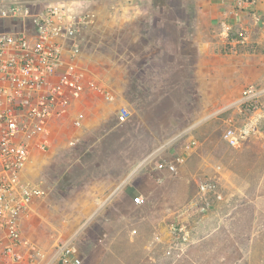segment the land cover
<instances>
[{
  "label": "rangeland",
  "instance_id": "1",
  "mask_svg": "<svg viewBox=\"0 0 264 264\" xmlns=\"http://www.w3.org/2000/svg\"><path fill=\"white\" fill-rule=\"evenodd\" d=\"M207 2L95 0L81 8L91 21L78 63L129 117L117 122V111L98 107L88 93L89 119L76 127L83 108L73 104L69 116L53 124L46 150L37 151L36 176L25 181L46 195L34 202L37 210L23 232L47 258L71 245L82 264H100L109 250L119 259L142 256L145 264H264V120L253 110L264 99L248 106L240 102L241 92L228 104L207 97L208 57L198 49L208 35L225 30L223 19L215 28L206 22ZM161 3L169 6L164 12ZM167 17L183 22L176 28ZM181 35L182 44L176 41ZM246 127L251 132L239 147L224 139L227 129ZM78 143L94 150L88 159L67 152ZM178 155L186 159L178 174L158 168ZM218 164L232 176L215 180L219 173L212 166ZM67 166L77 183L68 192ZM106 176L118 180L122 194L93 218L101 202L90 198L85 182ZM137 196L144 199L140 205ZM136 225L144 229L137 239L131 231ZM128 239L137 243L130 246Z\"/></svg>",
  "mask_w": 264,
  "mask_h": 264
},
{
  "label": "built area",
  "instance_id": "2",
  "mask_svg": "<svg viewBox=\"0 0 264 264\" xmlns=\"http://www.w3.org/2000/svg\"><path fill=\"white\" fill-rule=\"evenodd\" d=\"M94 1L0 0V264H82L75 246H58L47 258L25 239L23 224L32 217L34 202L46 193L23 175L34 152L49 146L55 121L68 117L75 102L88 93L115 100L78 63L82 34L91 21L81 8ZM238 1L244 6L258 0ZM261 99L264 90L257 85L243 90L244 104L252 106ZM260 103L253 110L257 120H264V100ZM128 117L122 109L120 120ZM83 119L84 114H79L75 126L81 127ZM250 132L248 127L229 128L224 139L237 148ZM185 162L178 155L158 168L178 174ZM208 189L206 184L200 186L202 193ZM134 201L140 205L144 199L137 196Z\"/></svg>",
  "mask_w": 264,
  "mask_h": 264
},
{
  "label": "crops",
  "instance_id": "3",
  "mask_svg": "<svg viewBox=\"0 0 264 264\" xmlns=\"http://www.w3.org/2000/svg\"><path fill=\"white\" fill-rule=\"evenodd\" d=\"M161 4L163 5L160 6L158 4L157 7L162 12L169 8L168 5H164V3ZM151 6L154 8L156 7L155 3ZM202 7L203 9L206 8V10H204L207 13V18L205 17L207 19L206 22H209V24L215 28L221 19H223V24L225 26L223 33L215 32L208 35L206 38L207 40L203 41L201 48L198 49L208 57L205 67L207 71L211 73V79L208 78L209 80L207 81L206 87L208 90L211 89V91L207 97L213 99L215 97V101H217L215 103L228 104L233 102L231 99L233 94H239V92L241 93L238 98L240 102H242V87L244 88L246 85H262L261 88L264 90V0H258L252 5L244 6L241 5L238 0H208L207 4ZM179 8H184V5L182 6L180 4ZM182 13L183 12L180 11V14ZM203 14L204 12L202 15ZM166 21L169 22V24L175 25L174 27L176 28H178V25H181L183 22L181 19L169 17H167ZM196 22L198 23V20H196ZM196 37L202 38L199 31L197 32ZM178 40L181 44L183 43L182 35L179 38L177 36L176 41L178 42ZM175 54H178V50ZM217 72H223L224 76H217ZM221 88L224 89V92L222 91V93H219L218 90ZM89 96L90 95L88 94V97ZM88 97L86 96L84 99L74 103L75 110L83 108V111L79 112V114L83 113L87 120L90 117V113L87 110L90 104H92L91 102H88ZM90 97L99 103L98 107L106 106L107 109L113 107L117 111V116L121 114V109H125L124 106L120 108L119 104H122L121 101L114 100L115 102H109L104 99V102L101 99L92 96V94ZM77 112L78 111H76L75 114ZM100 116L101 114L99 117ZM37 153V151L34 152L32 162L24 172V180H29L36 176L33 169H36L39 164L36 157ZM212 168L214 169L212 172L219 173V175L215 174V176H213L215 180L219 178L218 181L224 180L225 177H231V174H233L222 164L213 165ZM67 178L68 192L76 182L73 181L71 175H67ZM70 179L72 180L70 181ZM100 179L101 181L89 180L85 182L87 189L92 193L90 198L101 202L97 211L92 213V215H94L93 218L101 216L102 210L104 209L103 206L107 202L113 201L121 193H118L120 188L118 180H114L107 176ZM201 185H204V183H201ZM219 197L222 198L221 195H219ZM33 209H35L34 211L37 210L35 206ZM148 247L150 248L151 245Z\"/></svg>",
  "mask_w": 264,
  "mask_h": 264
},
{
  "label": "trees",
  "instance_id": "4",
  "mask_svg": "<svg viewBox=\"0 0 264 264\" xmlns=\"http://www.w3.org/2000/svg\"><path fill=\"white\" fill-rule=\"evenodd\" d=\"M119 117H120V115L117 117V122H120L119 121ZM82 145H84L83 143H78V144H76L75 146L76 147H70L69 149H68V153L70 154V155H74V154H76V156L78 157V154H82V153H85V155H86V157H87V159L92 155V152L94 151H92V150H90V149H88V148H86V147H84V146H82ZM73 160H75V159H73ZM71 171H72V167L70 166V167H68L67 166V175L69 176V175H71L72 176V173H71ZM68 179V178H67ZM72 179H70V181H71ZM75 185H77V183H75ZM145 222V223H144ZM143 223H141L142 225H147L148 227H146V235H150L152 232H153V229L151 228V226H150V224H149V222L148 221H144ZM137 225L136 226H134L133 228H132V230L131 231H133L134 232V234H136V237H135V239H137L139 236H140V234H142V233H144V229H140L139 231L138 230H136L137 229ZM144 236V235H143ZM147 237V236H146ZM132 240V241H129V239H128V242H129V244H130V246H134L137 242V240ZM113 252H114V250H109V251H107L106 252V254H105V259L104 258H102V260H101V262H100V264H145L146 263V261H147V259H142V256H139L138 255V257L137 258H135V259H119L117 256H116V253H115V255L113 254ZM113 254V255H112ZM114 260V261H113ZM131 260V261H130Z\"/></svg>",
  "mask_w": 264,
  "mask_h": 264
}]
</instances>
